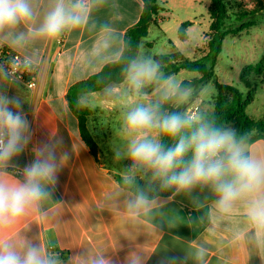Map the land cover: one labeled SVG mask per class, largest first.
Returning <instances> with one entry per match:
<instances>
[{
	"label": "crops",
	"instance_id": "crops-1",
	"mask_svg": "<svg viewBox=\"0 0 264 264\" xmlns=\"http://www.w3.org/2000/svg\"><path fill=\"white\" fill-rule=\"evenodd\" d=\"M159 1L164 11L155 26L163 29L173 6L165 1L164 7ZM86 2L85 22L54 39L38 35L36 29L55 0H32L34 22L0 34V42L28 58L38 76L32 91L24 88L22 112L30 124V139L3 171L10 179H23L24 169L35 159L34 149L41 147L55 154L57 165L55 183L47 185L50 196L4 235L17 244L38 245L47 255L54 249L57 255L51 257L56 264H91L97 256L108 264H264V234H258L247 218V199L222 212L213 189L197 185L130 207L139 197L117 178L135 177L128 152L135 134L113 124L116 114H108L101 141L91 122L93 101L101 94L118 95L114 100L104 98L109 110L111 106L122 113L133 105L122 97L130 95L128 79L83 97L91 110L88 127L99 146L97 156L84 143L67 93L121 58L125 36L139 22L144 7L142 0ZM190 22L188 36L197 24ZM207 24L210 29L211 23ZM244 145L249 154L264 156V140Z\"/></svg>",
	"mask_w": 264,
	"mask_h": 264
},
{
	"label": "clouds",
	"instance_id": "clouds-1",
	"mask_svg": "<svg viewBox=\"0 0 264 264\" xmlns=\"http://www.w3.org/2000/svg\"><path fill=\"white\" fill-rule=\"evenodd\" d=\"M86 0H55L36 29L42 37L54 39L64 31L85 22ZM36 12L32 0H0V34L12 33L21 24L33 23ZM126 76L139 91L157 76V66L150 62H132ZM20 104L0 97V264H56L35 244H17L4 233L22 217L39 208L50 196L47 185L55 183L56 157L46 147L36 148L35 159L23 172V179L13 180L3 171L6 164L22 152L30 139V124ZM127 130L135 134L128 148L135 164L151 170L154 179L166 187L188 191L197 185L210 186L217 196V207L229 212L237 201L247 199V218L258 234H264V156L246 151L244 138L237 140L231 130L201 125L191 135L182 134L191 121L180 114L159 115L150 106H137L125 117ZM149 129L178 138L165 148L147 134ZM191 152L190 159L184 157ZM183 164L178 173L173 169ZM145 204L139 197L130 204ZM91 264H108L103 256L93 257Z\"/></svg>",
	"mask_w": 264,
	"mask_h": 264
},
{
	"label": "trees",
	"instance_id": "trees-1",
	"mask_svg": "<svg viewBox=\"0 0 264 264\" xmlns=\"http://www.w3.org/2000/svg\"><path fill=\"white\" fill-rule=\"evenodd\" d=\"M142 1L144 4L143 12L139 22L129 29L125 36L124 51L121 58L116 62L105 65L99 73L74 84L67 93L69 107L79 120L81 138L95 156L98 154L99 146L88 127V117L91 115V110L84 104L83 97L101 92L111 85L122 84L127 80L126 69L132 62L137 60L143 39L147 38L151 26L158 25V16L164 11V9L159 6L158 0ZM229 1L230 0H209L208 13L211 19L210 40L208 41L209 52L204 58L191 60L177 50L170 54L157 55L154 57V61L157 65V76L145 89L148 93L155 91L170 79V77L183 70L200 74L198 79L191 81L184 80L181 82L176 93L165 98L163 103L155 109L159 115L163 116L177 113L186 118L185 111L187 106L185 104L176 105V101L189 91H192L193 97H196L202 91L204 86L215 76V67L222 53L224 39L230 35L236 36L244 30L253 27L259 10H264L263 0L260 1L261 7L255 11H240L236 17L239 24L234 28H230L226 24L229 19ZM192 25L193 23L190 21L181 24L178 30V36L182 42H186L189 39L188 29ZM4 77L8 78L5 75ZM241 79L245 80L244 77ZM244 82L247 87H251L248 81ZM13 83H11V87L8 88L7 86H3L2 81H0V97H8L14 101H18L20 108H14V110L23 111L25 109L24 99L27 94L24 87L15 81H13ZM215 87L217 89V97L213 114L208 116L201 113L199 120L191 121V127L185 129L182 134L191 135V133L201 125L207 124L220 130H227L230 127L233 128L237 140L244 138V144H252L256 141L264 140V127H262V125H259L256 128V134L252 135L256 125L247 115L245 104L242 101V94L238 89L219 82H215ZM254 95L255 93L249 95L248 102L254 99ZM158 136L160 138V143L165 148L174 146L178 139L165 135L159 130ZM190 157L191 152L185 155L184 163H186ZM183 166L184 165L181 164L174 168L173 172L178 173ZM12 172L15 175L18 173L16 171ZM117 180L122 187L133 192L136 196H142L143 199L147 200L157 197H169L176 191L173 187H166L161 179L152 183L142 178L124 179L118 177Z\"/></svg>",
	"mask_w": 264,
	"mask_h": 264
},
{
	"label": "rangeland",
	"instance_id": "rangeland-1",
	"mask_svg": "<svg viewBox=\"0 0 264 264\" xmlns=\"http://www.w3.org/2000/svg\"><path fill=\"white\" fill-rule=\"evenodd\" d=\"M165 1L173 6L172 17L164 24L163 29L155 25L151 26L149 36L146 39L148 44L142 47L140 54L138 53L137 62H150L157 66L154 61L155 56L170 54L175 50L191 60L204 58L209 52L210 29H208L207 24L211 23L208 13L209 0H160L159 3L166 7ZM260 1L263 0H230L228 2L229 19L226 23L227 26L236 27L239 24L236 18L239 12L255 11L261 7ZM161 20L162 18H160ZM187 21H196L197 24L189 31V40L182 42L178 37V30L180 24ZM199 77L200 74L196 72L183 70L170 77L153 92L148 93L145 90L153 80L146 82L139 91L133 88L128 89L130 95L122 97L129 98L133 105L122 113L118 109L111 108V106V110H109V106L105 105V103H109L105 101L107 100L104 99L105 97L114 100L119 98L118 95H99L93 101L95 103L92 104L91 122L94 132L101 137L100 140L102 141L104 118L108 114H116L117 121L112 123L117 122L118 127L126 128L125 117L129 111L137 106H150L156 109L165 98L176 93L181 82L184 80L191 81ZM242 77L245 80H242ZM0 81H2L3 86L8 88L13 83V80L4 77L1 73ZM244 81H248L251 87H247ZM215 82L235 87L242 94L245 111L256 125L252 135L256 134V128L259 125L264 127V10H259L253 27L236 36L230 35L224 39L222 53L215 67V76L196 97H193L192 91H189L176 101V105L185 104L188 107L197 104L200 106V114L212 115L217 97ZM138 92L140 94L137 95ZM251 93H255L254 99L248 102ZM136 96H138L136 100H131ZM120 119L122 122H119ZM227 130L233 131V128L230 127ZM147 133L149 137L160 142L158 129H149ZM130 163L135 171V177L129 179L142 178L149 183L158 180L153 178L151 170L135 164L134 161H130Z\"/></svg>",
	"mask_w": 264,
	"mask_h": 264
},
{
	"label": "built area",
	"instance_id": "built-area-1",
	"mask_svg": "<svg viewBox=\"0 0 264 264\" xmlns=\"http://www.w3.org/2000/svg\"><path fill=\"white\" fill-rule=\"evenodd\" d=\"M0 71L20 84L28 91H32L37 83V69L28 58L12 50L0 42ZM185 116L190 121H198L200 116V106L192 104L187 107ZM18 175V173H17ZM49 255H57V251L49 249Z\"/></svg>",
	"mask_w": 264,
	"mask_h": 264
}]
</instances>
